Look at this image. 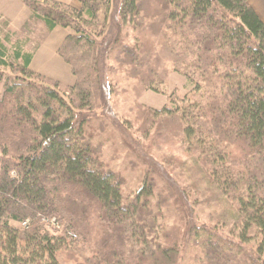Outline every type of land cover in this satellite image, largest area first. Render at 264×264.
<instances>
[{
	"label": "trees",
	"instance_id": "trees-1",
	"mask_svg": "<svg viewBox=\"0 0 264 264\" xmlns=\"http://www.w3.org/2000/svg\"><path fill=\"white\" fill-rule=\"evenodd\" d=\"M22 1L49 32L71 30L57 53L75 83L0 42V264H264V23L248 0ZM111 54L124 80L167 93L171 107L147 113L161 138L178 135L183 195L220 209L218 224L168 230L147 177L123 198L86 133ZM172 73L184 95L168 93Z\"/></svg>",
	"mask_w": 264,
	"mask_h": 264
},
{
	"label": "rangeland",
	"instance_id": "rangeland-1",
	"mask_svg": "<svg viewBox=\"0 0 264 264\" xmlns=\"http://www.w3.org/2000/svg\"><path fill=\"white\" fill-rule=\"evenodd\" d=\"M72 1L75 3L72 6H79L75 0ZM30 15V10L22 0H0V42L10 53L17 45L23 52L32 53L30 69L36 74L72 86L75 77L57 53L71 30L57 27L49 32L41 21ZM122 34L125 35V32ZM127 42L131 43V38ZM113 56L111 54L106 63L108 72L105 74L110 95L107 99L94 101L93 109L87 115L86 133L91 136L92 144L100 152L105 167L120 176L123 198H131L143 186L147 177L149 180L154 179L156 185L151 203L160 209L159 222L168 230L179 227L181 236L186 222L209 227L218 224L215 214L220 209L206 206L201 201L192 202V193L189 201L183 195V189L190 185L183 165L188 154L185 153L184 146L178 144V135L169 136L166 140L161 138L162 128L147 113L150 108L171 107L167 93L143 92L142 87L124 80L115 67ZM1 70L4 82L14 81V74L6 68ZM189 88L186 80L179 74L169 75V94L177 92L178 95H184ZM2 92L3 82L0 84V94ZM190 254L186 257L191 258Z\"/></svg>",
	"mask_w": 264,
	"mask_h": 264
},
{
	"label": "crops",
	"instance_id": "crops-1",
	"mask_svg": "<svg viewBox=\"0 0 264 264\" xmlns=\"http://www.w3.org/2000/svg\"><path fill=\"white\" fill-rule=\"evenodd\" d=\"M67 4L74 5L75 3L72 0H69ZM248 4L254 10L259 19L264 23V0H248ZM30 16L32 18V14Z\"/></svg>",
	"mask_w": 264,
	"mask_h": 264
},
{
	"label": "built area",
	"instance_id": "built-area-1",
	"mask_svg": "<svg viewBox=\"0 0 264 264\" xmlns=\"http://www.w3.org/2000/svg\"><path fill=\"white\" fill-rule=\"evenodd\" d=\"M42 222H43L44 224H45V223H46V224H47V223L49 224V221H48L47 219H42ZM50 223L53 224V223H54V219H51V220H50ZM27 224H28V221H25V222L22 223V226L25 227ZM53 225H54V224H53ZM68 235L74 237V235L71 234V233H68Z\"/></svg>",
	"mask_w": 264,
	"mask_h": 264
}]
</instances>
